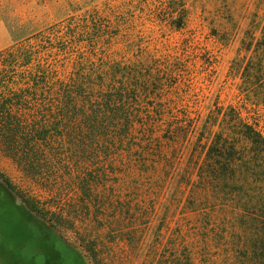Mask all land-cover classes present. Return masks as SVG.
<instances>
[{
    "label": "trees",
    "instance_id": "1",
    "mask_svg": "<svg viewBox=\"0 0 264 264\" xmlns=\"http://www.w3.org/2000/svg\"><path fill=\"white\" fill-rule=\"evenodd\" d=\"M68 5L73 15L63 21L60 31L51 34L80 47L67 68L59 70L42 60L40 51L24 48L11 51L3 61L0 153L40 192L59 195L64 201H69V193L77 192L85 212L95 207L97 219L103 211L101 221L109 223L110 233L116 230L113 225L119 226L121 212L113 209L105 215L109 203L96 207L101 181L129 174L132 163H141L137 171L156 173L164 152L153 147L161 148L163 141H188L194 131V146L202 147V156L194 161L191 156L180 188H189L187 212L198 218L195 241L188 242L183 231L177 230L165 244L169 251L143 264H264V135L257 124L232 107L208 111L197 119L188 115L184 121L173 118L162 108L165 97L156 92L164 81L180 76L179 57L169 54L164 65L147 72L143 67L152 62L148 54L83 51L81 45L94 46L119 35L107 31L111 15L97 0H69ZM165 7L170 24L182 29L185 4L168 0ZM261 30L258 38L245 45L248 56L239 63L238 76L242 98L264 107V24ZM131 42L124 43V53H133ZM179 46L186 47V41ZM123 158L128 159V166L116 169ZM2 180L36 217L51 226L65 224V211L56 213L54 207L39 204L8 178L2 176ZM209 200L219 202V207L203 210L201 204ZM118 239L132 242L124 232ZM219 244L224 249L220 256ZM95 247L96 243H90L83 251L93 264H102ZM210 249L217 253L205 252Z\"/></svg>",
    "mask_w": 264,
    "mask_h": 264
},
{
    "label": "rangeland",
    "instance_id": "2",
    "mask_svg": "<svg viewBox=\"0 0 264 264\" xmlns=\"http://www.w3.org/2000/svg\"><path fill=\"white\" fill-rule=\"evenodd\" d=\"M68 1L0 0V12L9 31V41L0 50V70L9 53L22 48L40 51L41 59L59 70L70 65L80 47L74 41H61L51 35L54 30L60 31L63 21L73 15ZM97 1L111 15L112 20L105 18L110 26L107 31L119 36L94 46L81 45L83 51L96 49L97 53L118 56L148 54L152 62L143 67L147 72L164 65L169 54L177 55L180 76L167 79L156 92V96L165 97L164 111L184 121L186 115L197 119L208 111L223 112L232 107L257 124L264 135V107L242 98L238 76V65L248 56L245 45L261 34L264 0H177L186 9L182 29L169 22L165 7L168 0ZM127 39L132 41V54L123 51ZM183 40L187 43L184 48L179 46ZM63 48L64 53L59 51ZM192 136L194 131L188 141H163L161 148L153 147L164 152L154 174L137 171L141 163H132L129 174L111 175L101 181L96 207L101 209L109 203L105 215L114 209L122 217L110 233L109 223L101 221L103 211L98 212L97 219L93 215L95 207L90 213L85 212L79 206L77 192L69 193V201L40 192L0 153V264H93L89 253L83 251L90 243H96L102 264H143L147 258L167 253L169 247L165 244L173 240L177 230L183 231L188 242H194L193 229L198 218L187 212L185 196L190 193L189 188H180L191 156L194 155L193 161L202 156V147L194 146ZM116 165V169L126 168L128 159H119ZM1 175L39 204L54 207L56 213L65 211V224L51 226L36 217L5 185ZM200 207L217 209L219 202L209 200ZM117 230L130 234L132 242L118 239ZM115 235L118 237L114 239ZM205 252L217 253L212 249ZM223 252L219 244V256Z\"/></svg>",
    "mask_w": 264,
    "mask_h": 264
},
{
    "label": "crops",
    "instance_id": "3",
    "mask_svg": "<svg viewBox=\"0 0 264 264\" xmlns=\"http://www.w3.org/2000/svg\"><path fill=\"white\" fill-rule=\"evenodd\" d=\"M9 41V31L4 18L0 12V50L4 48Z\"/></svg>",
    "mask_w": 264,
    "mask_h": 264
}]
</instances>
